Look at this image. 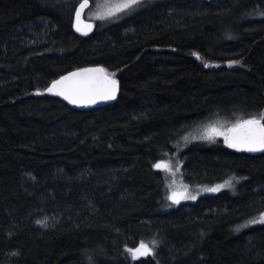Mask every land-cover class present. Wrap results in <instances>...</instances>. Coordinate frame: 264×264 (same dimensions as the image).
<instances>
[{
  "label": "trees",
  "instance_id": "16d2710c",
  "mask_svg": "<svg viewBox=\"0 0 264 264\" xmlns=\"http://www.w3.org/2000/svg\"><path fill=\"white\" fill-rule=\"evenodd\" d=\"M79 2L0 0V264H264V224L239 232L264 214V154L176 147L190 125L264 112V0H162L89 38L73 31ZM98 65L116 104L45 94ZM167 154L173 176L237 178V195L162 212ZM141 241L154 255L134 260Z\"/></svg>",
  "mask_w": 264,
  "mask_h": 264
},
{
  "label": "snow or ice",
  "instance_id": "6c2138e0",
  "mask_svg": "<svg viewBox=\"0 0 264 264\" xmlns=\"http://www.w3.org/2000/svg\"><path fill=\"white\" fill-rule=\"evenodd\" d=\"M141 0H119L114 5L109 6L106 14H97V19L106 18V16H114L119 12L131 9L138 5ZM88 4V0H83L79 9L76 11L78 32L87 35V29H91L92 25L88 24L82 29L79 26L81 10ZM199 58V55L194 53ZM207 66V65H205ZM115 73H109L103 67L83 68L75 72H70L66 76H61L59 80L52 81V84L47 91L55 96L62 97L70 104L88 105L95 104L99 100H114L119 89V81L114 79ZM39 94V93H37ZM216 136H222L224 143L229 147L242 152H264V112L253 115L248 118L237 119L229 127H214L210 126L205 131V138L214 140ZM155 168L171 171L170 166L166 162L157 163ZM235 179V178H233ZM232 184V179L225 181L224 185H216L212 188H207L205 191L217 192L225 186ZM174 204H179L181 199L195 200L196 196L189 193L187 189L181 191L173 190L168 197ZM39 223V221H38ZM249 223L264 224V214L256 220ZM247 226V225H245ZM154 244H149L141 241L135 248H126L132 256V259H139L141 256L154 255Z\"/></svg>",
  "mask_w": 264,
  "mask_h": 264
},
{
  "label": "rangeland",
  "instance_id": "374dc122",
  "mask_svg": "<svg viewBox=\"0 0 264 264\" xmlns=\"http://www.w3.org/2000/svg\"><path fill=\"white\" fill-rule=\"evenodd\" d=\"M81 1H83V0H80V2ZM161 1L162 0H141V2L138 5L134 6L131 9H127L123 12H119L114 16H106V18L97 19V14H106L107 11L109 10V6L114 5L115 3L119 2V0H95V2L92 1L94 5L91 6V8L87 11L85 16H86L88 21H92L95 24L98 21L110 22V21L115 20L118 16H120V17L123 16L127 12L141 9V7L145 4H156V3H159ZM237 119H240V117H237L234 119H229V120L226 118L222 119V120L221 119H214L212 121L208 120L205 122H199L197 124H194L193 126L190 125L189 128L185 131L187 133L178 140L176 147L179 148V152L183 153L188 148L195 146V145H198V144L205 145V146H211V145L220 143L221 141H223V143H224V139L222 136H216L214 138V140H209V139L205 138L206 129H208L210 126L225 127L226 128V127H229L232 123H234ZM168 155L169 154H167V156L162 161L159 162V163L166 162L171 168V171L162 170L164 177H165V181H166V208L163 207L164 209L162 212H168V211L177 209V208H179V206L184 205V204H194L202 197L209 196V195H217V194H219L221 192H225V191L231 193L232 195H237L238 186L242 182L240 179H237V178H235V179L230 178V179H232L231 185L225 186L217 192H209V191H205V189L215 187L216 185H224L225 181L213 183V184H208V183L202 184V181H201L199 183L192 184V182H188V180L186 181V179L181 178L179 169H178L177 175L173 176L174 171L172 168V160H171V157H169ZM179 167L182 171H184L183 160L180 162ZM228 180H226V181H228ZM185 188L187 189V191L189 193L196 196L195 200L181 199L179 204H174L170 199H168V197L171 195V192L173 190L181 191ZM260 217L261 216L255 218V219L258 220ZM257 224H262V223L252 224V223L247 222L245 224L247 226L245 228H240L239 232H243L245 230L251 229L250 227L256 226ZM252 228H254V227H252Z\"/></svg>",
  "mask_w": 264,
  "mask_h": 264
},
{
  "label": "water",
  "instance_id": "95a60500",
  "mask_svg": "<svg viewBox=\"0 0 264 264\" xmlns=\"http://www.w3.org/2000/svg\"><path fill=\"white\" fill-rule=\"evenodd\" d=\"M83 3L80 2L77 7H76V10H75V13H74V17H73V31L75 32L76 35L80 36V37H83V38H89L91 37L95 32H96V27L97 25L92 22V21H88L87 18H86V13L87 11L91 8V2L88 0V4L87 6L81 10V15H80V21H79V26L84 29V26L85 25H88V24H91L92 27L91 29H87V35H84L82 34V32H78L76 30L77 28V18H76V11L79 9L80 7V4ZM97 67H102L100 65L98 66H87V67H83V68H97ZM83 68H79V69H83ZM104 68V67H103ZM78 69L76 70H73L71 72H75L77 71ZM70 72L62 75V76H66L68 75ZM60 77L56 80H59ZM52 84V83H51ZM50 84V86H51ZM49 86V87H50ZM48 87V88H49ZM120 92H121V89H120V82H119V89L117 91V94H116V99L114 100H99L97 101V103L95 104H88V105H75V104H70L68 103V101L64 100L62 97H59V96H55L51 93H49L47 90L45 92V94L49 95V96H52V97H55L57 100L61 101L62 103H64L66 106H68L69 108L73 109V110H76V111H90V110H94V109H99V108H104V107H107L109 105H114L117 103V101L119 100L120 98ZM228 147V146H227ZM229 148V147H228ZM230 150H233L235 152H240V153H245L247 155H251V156H257V155H261V154H264V152H254V153H250V152H242V151H237L236 149H233V148H229ZM137 247V246H136ZM146 256H141L139 259H142V258H145ZM139 259H135V260H139Z\"/></svg>",
  "mask_w": 264,
  "mask_h": 264
},
{
  "label": "bare ground",
  "instance_id": "6f19581e",
  "mask_svg": "<svg viewBox=\"0 0 264 264\" xmlns=\"http://www.w3.org/2000/svg\"><path fill=\"white\" fill-rule=\"evenodd\" d=\"M72 1V0H71ZM67 3V2H66ZM69 3V2H68ZM73 3V2H72ZM66 5V4H65Z\"/></svg>",
  "mask_w": 264,
  "mask_h": 264
}]
</instances>
